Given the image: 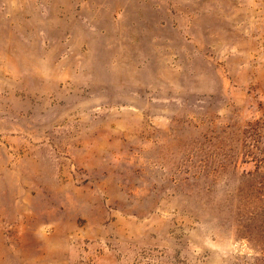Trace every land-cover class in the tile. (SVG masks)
Wrapping results in <instances>:
<instances>
[{"label": "rangeland", "instance_id": "374dc122", "mask_svg": "<svg viewBox=\"0 0 264 264\" xmlns=\"http://www.w3.org/2000/svg\"><path fill=\"white\" fill-rule=\"evenodd\" d=\"M0 264H264V0H0Z\"/></svg>", "mask_w": 264, "mask_h": 264}]
</instances>
